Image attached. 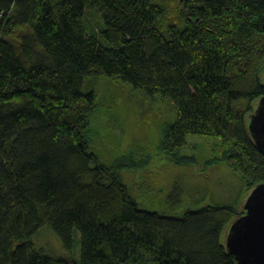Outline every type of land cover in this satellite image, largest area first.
<instances>
[{
  "label": "trees",
  "instance_id": "1",
  "mask_svg": "<svg viewBox=\"0 0 264 264\" xmlns=\"http://www.w3.org/2000/svg\"><path fill=\"white\" fill-rule=\"evenodd\" d=\"M263 75L264 0H0V264H236L224 238L239 202L141 208L122 172L148 153L100 159L83 85L111 77L168 100L159 149L191 164L187 136L208 137L205 165L250 192L264 183L247 121ZM44 227L66 250L78 232L79 259L37 247Z\"/></svg>",
  "mask_w": 264,
  "mask_h": 264
},
{
  "label": "rangeland",
  "instance_id": "2",
  "mask_svg": "<svg viewBox=\"0 0 264 264\" xmlns=\"http://www.w3.org/2000/svg\"><path fill=\"white\" fill-rule=\"evenodd\" d=\"M262 80L264 82V75ZM83 91H93L96 96L97 109L90 116V125L95 129L91 137L92 150L100 159L108 161L119 153L133 156L135 148L139 149L136 153H148L144 167L122 172L141 208L180 214L187 208L197 209L203 204L239 202L238 206H243L249 191H241L236 176L225 163H212V166L204 163L210 154V138L187 136L181 153L197 155V161H191V164L175 165L167 153L159 149L164 127L177 117L171 102L135 92L128 83L111 77L87 80ZM257 103L247 116L248 122ZM33 241L48 254L79 259L78 232L73 235L70 250L62 246L49 227L42 228Z\"/></svg>",
  "mask_w": 264,
  "mask_h": 264
},
{
  "label": "water",
  "instance_id": "3",
  "mask_svg": "<svg viewBox=\"0 0 264 264\" xmlns=\"http://www.w3.org/2000/svg\"><path fill=\"white\" fill-rule=\"evenodd\" d=\"M248 130L258 150L264 154V96L250 115ZM224 244L236 264H264V183L248 193L242 214L226 230Z\"/></svg>",
  "mask_w": 264,
  "mask_h": 264
}]
</instances>
